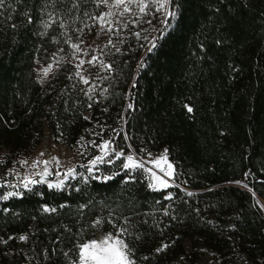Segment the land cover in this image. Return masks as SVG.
<instances>
[{
    "label": "trees",
    "instance_id": "1",
    "mask_svg": "<svg viewBox=\"0 0 264 264\" xmlns=\"http://www.w3.org/2000/svg\"><path fill=\"white\" fill-rule=\"evenodd\" d=\"M175 3L176 26L154 53L147 52V40L132 32L157 36L154 29L163 27L159 13L145 17L151 25L111 35L120 48L116 52L104 48L110 34L97 35L98 26L84 27L92 25L84 11L98 15L106 10L87 0H80L78 13L70 11L71 0H6L0 8V148L8 151L9 160L37 147L47 126L56 141L69 147L84 137L91 156L98 149L89 141L108 139L124 152L168 149L177 183L153 191L140 172L122 183L126 174L121 160H115L99 166L103 176L120 173L107 182L83 183L77 177L63 190L36 184L22 197L0 201V264H71L78 244L99 230L116 232L109 218L119 225L124 216L135 225L131 231L142 234L139 240L128 238L137 262L199 264L203 249L221 264H264V215L253 195L264 199V0ZM48 13L68 23L72 42H78L77 36L83 41L89 55L78 54L80 59L100 56L103 50L101 59L113 70L85 63L83 75L90 83L79 82L73 76L78 59L64 42L59 20L41 35L40 21ZM76 15L80 18L73 23ZM54 56L64 60L49 81L40 83L37 62L50 63ZM142 58L146 64L138 69ZM93 84L89 99L85 92ZM243 180L251 191L234 183ZM222 183L228 184L216 187ZM169 193L172 198L165 199ZM44 207L57 211L46 213ZM97 219L103 223L94 227ZM21 235L27 240L18 239ZM162 241L171 247L157 254Z\"/></svg>",
    "mask_w": 264,
    "mask_h": 264
},
{
    "label": "snow or ice",
    "instance_id": "2",
    "mask_svg": "<svg viewBox=\"0 0 264 264\" xmlns=\"http://www.w3.org/2000/svg\"><path fill=\"white\" fill-rule=\"evenodd\" d=\"M6 0H0V8H3L5 5ZM87 2H91L95 4L96 8L99 9L103 7L106 9L105 11L99 12V14H92L88 11H84L83 16L88 20L92 21V25L84 23V27L91 28L94 26H98L99 31L97 35L101 33L110 34V38L104 45V48H115L116 52H120V48L116 47V44L111 39V35L116 37H120L121 31L125 29H129L130 27L135 28L140 26L143 23H147L149 25L152 24V19H145V17L155 18L156 14H160V23L163 25L160 29H154L158 32V35L149 39L148 36H141V31L132 32V35L136 36L138 39H144L148 41L147 52L154 53L158 47L160 46V41L163 40L167 34L175 28L176 21L179 18V8L178 5L175 3V0H87ZM51 3H55V0H51ZM79 4L80 0H71V8L75 9L77 13L79 12ZM47 7V5H45ZM43 11V9H42ZM25 16H27V22L32 23V17L25 12ZM48 19H42L40 21L41 25L45 29L41 35H46L47 30L52 27L54 23H57L59 20V27L64 29L65 31L61 33V35L65 36V43L69 44L72 49V57L73 59H78V63L75 64L76 71L73 73V76L79 79V82L83 83L84 85H89L90 81L89 78L83 75V66L85 63L92 67H99L102 71L111 72L112 64L106 63L101 56L104 54L103 50H101L100 56L93 54L91 58L87 61L85 59H80L78 54H83V56H88L89 52L87 49L81 47L83 41L77 36L78 42H72V37L68 35V23L63 19L56 17L53 13H48ZM79 15H76L75 19H79ZM15 27V25H13ZM78 33H83L84 28L75 29ZM54 42H58L54 38ZM123 43V40L120 41ZM219 44L220 41H217ZM144 47V45H141ZM59 51H63L60 49ZM93 53L96 52V49H92ZM64 60V57L54 56L52 63H49L47 66L42 67L39 70L40 83H44L47 80L48 76L53 72L54 67H58ZM71 62V61H69ZM146 64L144 58L141 59V62L138 64V69L143 68ZM97 77L100 79H107L108 77H99V73H97ZM70 79L72 77H69ZM136 87V82L134 81L132 84V88ZM95 90V84L89 87L85 95L92 98L91 94ZM106 91V90H105ZM91 107V104L89 105ZM128 109H133V103H129L127 105ZM186 110L191 113L193 111L191 106L185 105ZM106 111V109H105ZM84 119H89V117L85 116ZM99 135V134H97ZM81 141L84 140V137L80 138ZM127 139V137H125ZM79 143V142H78ZM94 147L99 148L100 155L95 156L93 159L89 161L88 165H82L81 167H86L87 172L90 174L89 176H84L83 173H77L75 167L67 169L64 173V178L67 179L69 177L75 179L77 176L83 177L82 182L87 183L89 179H102L104 182L114 179L115 176L119 175V172H112L110 175H104L103 177L96 176L93 174L94 169L98 171L97 165L101 163H114L113 159H106V157L114 156L115 160H121L120 168L125 172L126 176L122 183H129L130 181L135 180V173H148L149 174V184L148 187L153 191H160L161 189L171 187L172 184L169 182L168 179L164 177H172L173 173L171 171H167L161 168V172L164 173V177L158 176L152 168L147 167L146 164H152L155 167H160L161 160H166L168 155V149L164 150L162 157L159 159H149L144 160L143 158L138 157L135 152L125 153L123 149L117 150L113 147V142L111 139L104 140L100 144H96L95 141H89ZM129 147H131L129 145ZM43 155V153H41ZM148 157H151V153H147ZM4 161L0 160V164ZM52 162L59 164V161L53 157L52 161L48 160H35L32 162L31 167L36 168L39 165H43V171L36 173V175H40L41 179L36 180L31 178L28 175H25L23 178H20L19 172L17 169L13 168L10 169L7 175H15L17 177V182L12 183L5 180L3 183H0V188L11 189L0 194V201L9 200L12 197H22L25 191L31 192L32 188L36 184H43L46 183L45 177L50 175L48 165ZM21 166L27 165L28 161L21 160L19 161ZM172 165H168V169H171ZM250 173H245V177H248ZM236 184H243V181H234ZM244 187H247L246 184H243ZM49 188H55L57 190H63L65 188L64 180L59 181L58 183H48ZM79 191V188L76 189ZM251 191V189H249ZM189 196L193 195V193H187ZM253 195H255L253 193ZM172 194L169 193L165 199H171ZM257 204L260 205L262 209H264V204H260L257 200ZM63 207V205H62ZM87 207V205H81V208ZM7 211V209H4ZM44 212H56V208H49L44 207ZM164 215H169L168 210H164ZM173 220L176 219L175 216L171 217ZM123 223L117 224L115 221L110 217L109 223H112L113 228L116 229L115 233L108 232L105 233L104 236L100 237L99 239H93L91 241L78 244L76 246L74 257L71 259V264H137L135 259V249L130 246L128 243V238L134 237L136 240L142 238V234L140 233H133L131 229L135 227L132 223L131 217L124 216L122 217ZM103 223L102 219H97L94 221L93 226L99 225ZM146 223V221H145ZM155 227L159 228L158 224H154ZM234 227V226H233ZM26 235H21L18 237L20 240H27ZM12 239V237H9ZM173 241L172 243H174ZM6 243V241H5ZM171 244L168 242L162 241L160 246L155 249L157 254L166 251ZM47 251V250H46ZM53 254H55V249H53ZM69 253H64L65 257H68ZM143 259H148L147 256L143 257Z\"/></svg>",
    "mask_w": 264,
    "mask_h": 264
},
{
    "label": "rangeland",
    "instance_id": "3",
    "mask_svg": "<svg viewBox=\"0 0 264 264\" xmlns=\"http://www.w3.org/2000/svg\"><path fill=\"white\" fill-rule=\"evenodd\" d=\"M91 42H92V40L89 41L88 45H90ZM50 63H52V62H50ZM48 64L49 63L37 62L36 73H37L38 79H40L39 70L42 67L47 66ZM56 69H57V67H54L53 72L48 76L47 80H45L44 83H46L47 81H49L53 77V75L56 72ZM113 147H115L114 144H113ZM97 149H98L97 153L95 155L91 156L90 151L87 148V141L86 140L80 141L78 144L69 147L66 144L62 143L61 141H56L52 135V130L46 126L44 129V137H43L42 142L37 147H35L32 151H30L28 153L18 154L9 160V158L7 156L8 151L6 149L0 148V160H3L4 162L2 164H4L6 166L5 170L2 173L0 172V183H3L5 180H7L8 182H12V183L17 182V177L15 175H7L9 170L13 169V168L18 170L20 178H23L25 175H28L31 178L38 180L37 178L40 175H36V173L43 171V165L41 164L36 168L31 167L32 162L37 160L38 157H40L42 159L41 161H44V160L52 161L53 157H55L57 160L59 158H65L70 162L71 168L75 167L77 173H83L84 176H89L90 174L87 172V168L81 167V166L82 165H88L89 161L91 159H93L97 155H100V150H99V148H97ZM116 149L120 150L122 148H116ZM129 152H135L138 155V157L143 158L146 161L149 159H159L160 157H162V155L164 153V151H159V152L148 151V152H145L142 154H138L132 148H130L125 153L127 154ZM41 153H43V155H41ZM147 153H151L152 154L151 157H148ZM25 159L28 161V164L21 166L19 161L25 160ZM106 159H113L115 161L114 156L106 157ZM2 164H0V167ZM102 164H104V163L97 165L98 171L94 169V172H93L94 175L103 177V175L99 169V166H101ZM169 164L172 165L171 169H168ZM54 165H55V162H52L48 165V169H49V172L51 173L50 176L52 177V180L48 181L47 184L48 183L55 184L61 180H64V183H66L68 180H73V178H71V177L65 179L64 173L66 171H63V170L56 171L54 169ZM146 166L152 168L153 171H155L156 174L158 176H161V177H164V173L161 172V170H160L161 168H163L167 171H171L173 173L172 177H164V178L168 179L172 185L177 184L175 179H174V174H175L174 164L169 159L168 155H167L166 160H161L160 167H155L152 164H146ZM145 174H146V177H147L148 182H149V174L148 173H145ZM77 177H81V176H77ZM243 184H246L245 180H243ZM243 184H239V185L243 186ZM245 188L250 189V187L248 185ZM0 189H3L4 192L11 190V189H5V188H0ZM257 200L260 202V204H264V199L260 198L259 196H257L255 194V203L264 215V209H262L260 207V205L257 204ZM108 232L115 233L113 231H101V230H99L97 232V234L88 241H91L93 239H99L100 237L104 236L105 233H108ZM200 256H201V259L199 260V264H221L220 260H218L210 251H206V250L202 249V250H200ZM185 263H186L185 260H183V261L178 260V262H177V264H185ZM137 264H143V263L137 262Z\"/></svg>",
    "mask_w": 264,
    "mask_h": 264
},
{
    "label": "built area",
    "instance_id": "4",
    "mask_svg": "<svg viewBox=\"0 0 264 264\" xmlns=\"http://www.w3.org/2000/svg\"><path fill=\"white\" fill-rule=\"evenodd\" d=\"M37 160H42V159L40 157H38ZM58 161H59V164L55 163V165H54V169L56 171H61V170L67 171V169L71 168V164L67 159L59 158Z\"/></svg>",
    "mask_w": 264,
    "mask_h": 264
},
{
    "label": "water",
    "instance_id": "5",
    "mask_svg": "<svg viewBox=\"0 0 264 264\" xmlns=\"http://www.w3.org/2000/svg\"><path fill=\"white\" fill-rule=\"evenodd\" d=\"M123 125H124V123H123ZM40 179H41V176L39 177L38 180H40ZM45 179H46V181L48 182V181H51V180H52V177L48 175L47 177H45ZM47 182H46V183H47ZM226 184H228V183L218 184V185H216V187L223 186V185H226Z\"/></svg>",
    "mask_w": 264,
    "mask_h": 264
},
{
    "label": "crops",
    "instance_id": "6",
    "mask_svg": "<svg viewBox=\"0 0 264 264\" xmlns=\"http://www.w3.org/2000/svg\"><path fill=\"white\" fill-rule=\"evenodd\" d=\"M50 176V175H49ZM40 177V176H39ZM39 177L37 179H39Z\"/></svg>",
    "mask_w": 264,
    "mask_h": 264
}]
</instances>
